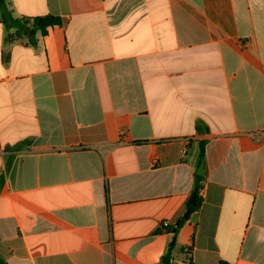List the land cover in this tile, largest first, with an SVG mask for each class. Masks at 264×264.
<instances>
[{
	"label": "crops",
	"instance_id": "crops-1",
	"mask_svg": "<svg viewBox=\"0 0 264 264\" xmlns=\"http://www.w3.org/2000/svg\"><path fill=\"white\" fill-rule=\"evenodd\" d=\"M6 2L0 260L264 264V0Z\"/></svg>",
	"mask_w": 264,
	"mask_h": 264
},
{
	"label": "trees",
	"instance_id": "trees-1",
	"mask_svg": "<svg viewBox=\"0 0 264 264\" xmlns=\"http://www.w3.org/2000/svg\"><path fill=\"white\" fill-rule=\"evenodd\" d=\"M0 13H1L3 22L6 23L9 27L18 28V29L23 28V24L21 23V21L16 20L12 17L11 12L8 10L6 0H0ZM61 24H62L61 19L58 17H53V16H48L46 18H37L34 20L35 29L41 30L43 34H47L49 28H52L54 26H59ZM203 154H204V151L202 149V157H203ZM197 178L199 180V179H202L203 177L198 176ZM198 190L199 188H198V183H197V188H196L195 193H198ZM199 206H200V203L197 200V204L194 207H191V209L189 210V213L192 210H197ZM186 221H187L186 219H181L174 226L167 228V232L171 233L173 237L176 238L179 231L181 230L183 225L186 223ZM175 248H176V245H172L168 253L162 258V261L164 264H172ZM182 251H185L186 255L188 256V255H191L192 250L191 248H188V249H182ZM0 264H7V263L0 260ZM218 264H230V263L221 261Z\"/></svg>",
	"mask_w": 264,
	"mask_h": 264
},
{
	"label": "water",
	"instance_id": "water-1",
	"mask_svg": "<svg viewBox=\"0 0 264 264\" xmlns=\"http://www.w3.org/2000/svg\"><path fill=\"white\" fill-rule=\"evenodd\" d=\"M198 175L203 176L204 175V165L201 164L198 171H197ZM190 204L195 206L196 205V195H193V197L191 198ZM172 245H175V240L172 242Z\"/></svg>",
	"mask_w": 264,
	"mask_h": 264
},
{
	"label": "built area",
	"instance_id": "built-area-1",
	"mask_svg": "<svg viewBox=\"0 0 264 264\" xmlns=\"http://www.w3.org/2000/svg\"><path fill=\"white\" fill-rule=\"evenodd\" d=\"M198 194H199L201 197H204V196H205L204 188H199V190H198ZM169 225H170V224H169L168 222H165V223L163 224V228L166 229V228L169 227Z\"/></svg>",
	"mask_w": 264,
	"mask_h": 264
}]
</instances>
